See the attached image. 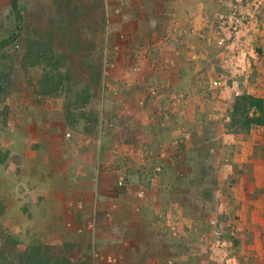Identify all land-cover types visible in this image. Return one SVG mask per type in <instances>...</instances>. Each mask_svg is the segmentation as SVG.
<instances>
[{"label": "rangeland", "instance_id": "374dc122", "mask_svg": "<svg viewBox=\"0 0 264 264\" xmlns=\"http://www.w3.org/2000/svg\"><path fill=\"white\" fill-rule=\"evenodd\" d=\"M199 1L197 21L183 23L173 9L152 14L138 7V24L125 0H17L18 25L12 0H0V176L39 169L51 174V189L76 196L67 209L56 199L54 234L37 232L63 243L25 247L24 264L54 249L56 264H109L94 258L95 252L121 263L114 246L97 242L103 233L109 241L121 236L122 245L131 247L129 231L102 230L118 207L110 196L131 195L132 203L121 209L137 218L148 194L162 187L165 159L199 204H191L193 214L158 206L149 216L156 233L168 240L164 264H264V214L236 212L238 197L231 194L248 170L261 174L255 189L264 191V126L246 131L230 118L238 96L264 102V0H242L240 10L249 21L239 34H230L221 21L231 0ZM184 29H199V43ZM47 35L52 65L43 55ZM99 71L98 85L84 93L90 74ZM46 72L55 75L56 90L43 86ZM138 155L149 164H137ZM120 178L129 191L118 186ZM46 185L31 181L23 189L39 194ZM78 194L93 205L87 208ZM5 200L0 194V256L1 241L25 235L16 229L22 220L43 222L50 215L40 206L18 215L15 198L6 214ZM79 202L82 211L72 207ZM103 208L109 217L99 224ZM88 220L95 222L94 231L87 229ZM75 241L92 248L71 246Z\"/></svg>", "mask_w": 264, "mask_h": 264}, {"label": "crops", "instance_id": "0c3cea01", "mask_svg": "<svg viewBox=\"0 0 264 264\" xmlns=\"http://www.w3.org/2000/svg\"><path fill=\"white\" fill-rule=\"evenodd\" d=\"M125 3H127L128 5L129 13L132 16L133 14L135 15V20L138 24L143 22V19L139 18L141 12L138 9V7H145L146 12L147 13L151 12L152 14L158 12L157 10H159V13L163 11H168L170 9L176 10L179 19H181L183 23L185 21L187 22L190 18L194 19V21H197L199 20L200 17L199 6H201V2L199 0H125ZM145 20L148 23L147 29L149 31L151 29L150 24H152V21L149 19V15L146 14ZM128 28L129 30L132 29L131 23H129ZM184 31H185L184 33L190 35V37L194 36L193 39L195 40V42L199 43L198 37H196V35H199V29H192V30L184 29ZM184 52L181 51L183 55H185L186 53ZM122 133L129 135L130 130L125 129V131H123ZM166 136L168 138H171L173 134H171L170 132L167 133ZM6 154H8V152ZM136 160L138 161L137 164L139 163H142L143 165L149 164V160L147 159L142 160L141 157H139V155L137 156ZM252 160L254 161L255 157L251 158V161ZM168 165H169V161L165 159L164 168L166 174H164L163 176L164 178L162 179V187L160 190L158 191L152 190L148 194L147 202L144 203L142 212L138 215L137 218L131 215L127 210L124 212L121 209L122 207L132 203L131 201L133 200V197L131 195H123V194L120 195L119 193L118 196L116 197L110 196L112 201L116 202L118 206L117 210H114L110 217L107 209L104 208L101 209V212L102 210H106V212L103 211V213L99 214V224L100 222L101 224H103L102 218L104 215H105V219L106 216H108L110 220L113 219V222H109V223H107L105 220V225L104 226L102 225L103 231L112 230L114 232L118 231V233L124 231L130 232L129 234L132 240H130L131 247L129 249H127L128 247L125 248L122 245L123 240L121 239V236H119L118 239L116 238V240L112 239V241H109L104 237L102 233V235H100L101 237H98L97 239V242H99L100 247H105L106 244H111L112 247L114 246L113 249L119 255L122 264H164V260H165L164 257L166 256L164 252L168 240L166 239L165 236L163 235L160 236L158 233H156L152 221L148 220L149 216L153 213L155 207L164 206L165 210H167L172 208V206H174L175 211L173 212V214H179V215H184L189 213L193 214L196 211L195 208L191 206V204L194 201H196L199 204V201L196 199V195L190 191L189 187H187V185L184 182H181L182 179L181 181H178L180 179L176 178V176L174 175L175 173L174 174L172 173V171L174 172V170L171 169ZM35 171L37 172L32 173V175L30 174L27 175L24 172H21L19 175H11L9 173H4L2 176H0V192H1L0 194L2 198L6 199L4 203V210H5L4 213L7 214L9 210L12 209V204H11V202L13 201L12 198H15L16 212L18 215L21 214L28 215L31 212L35 213L36 212L35 207L37 206L42 207L43 210H45V212L50 213L47 220L43 222L27 223L22 220L20 226L18 224V226H16V229L17 231H25L26 232L25 235H23L24 233H22V235L20 236L18 235L17 236L18 238L16 239L12 238V240H10L7 237L4 239V241H1L2 242L1 246L3 247L1 249L0 264H24L23 256L26 252L25 247L37 246V248L38 247L41 248L43 245L47 246L51 244L56 245L57 243L59 244L63 243V241L61 240H56V239L51 240L50 237L40 238V235L37 232L40 230L43 231L48 230L49 234H51V232L53 233L54 230L57 229V225L55 221H51L52 220L51 213H54L56 199L58 198L60 203L64 204L63 208L67 209L69 207L68 204H71L70 201L76 198V196L69 195L67 194V192L64 191L63 193H58V191L51 189L50 187H52L51 183L53 181L52 177H50L51 174L42 173L41 171H39V169ZM255 172L256 171L248 170L246 172V176L244 175L240 179L239 182L240 188L235 192H231V194L238 197V201L234 203L235 207H233V209H236V212L240 214H245L248 211H253V213H257V214H264V191L263 190L257 191L255 189V187L258 186L259 184L258 181L256 183V180L257 178L260 177L261 174L256 176ZM131 179L133 183H137L136 172H133L131 174ZM31 181L33 183L40 181L44 183H48V185H46V187H48V190L39 194L35 189H32L30 191H25L23 189L24 183ZM9 187L16 188V190H11L9 189ZM175 188H178L179 191L174 192L173 189ZM77 196L83 200L87 208H90L91 205H93L92 204L93 200L85 199V197L82 196V194L81 195L78 194ZM28 197L32 199L28 201L27 200ZM205 197L207 198L209 197V195L206 194ZM205 197L200 196L198 198H200V200L204 203ZM198 207H201V205H198ZM177 208L179 209L177 210ZM6 226L9 225L6 224ZM21 226L23 227V229L20 228ZM139 231L143 232V233H139L140 237H138ZM27 235L28 237L26 238ZM83 243L80 245L78 241H75V243L73 242L71 246H73V244L75 245L78 244L77 247L79 248L81 247L92 248V244H87V243L83 244ZM118 246L120 247L119 248L120 251L115 249ZM34 255H36L34 256L35 257L34 261L42 260L45 264H56L57 255L55 254V249L53 250V253L51 254L49 253L46 257H44L43 255H38L36 253ZM26 259L27 256L25 260ZM98 264H104V263H98Z\"/></svg>", "mask_w": 264, "mask_h": 264}, {"label": "trees", "instance_id": "16d2710c", "mask_svg": "<svg viewBox=\"0 0 264 264\" xmlns=\"http://www.w3.org/2000/svg\"><path fill=\"white\" fill-rule=\"evenodd\" d=\"M12 9L16 14V17H18L17 24L19 25L21 22V17L19 15V10H18V5H17V0H12ZM19 32V29L16 30L15 35L17 36ZM47 40L48 44L45 43V52L43 54L46 57L47 60V65H52L53 61V50L51 48V36L47 35ZM45 41V42H46ZM8 41H4L3 45H7ZM52 74V73H51ZM54 74V73H53ZM95 75V76H94ZM90 74V81L85 85L86 87L84 88V93H88V91L91 89L92 85L94 83H98L101 78V72H97V74ZM55 77V75H54ZM50 75V72H46L44 81H43V86L46 89L49 88H57V82H55ZM98 85V84H97ZM48 93H52L53 91H48ZM87 101L89 98H85ZM86 101V102H87ZM230 118H231V123L233 126H238L242 125L243 128H245L246 131H248L252 126H264V102L260 98H256L252 95H242L238 96L233 100L232 107H231V112H230ZM34 264V260L32 261ZM35 264H45L42 260L40 261H35Z\"/></svg>", "mask_w": 264, "mask_h": 264}, {"label": "built area", "instance_id": "2783aa9c", "mask_svg": "<svg viewBox=\"0 0 264 264\" xmlns=\"http://www.w3.org/2000/svg\"><path fill=\"white\" fill-rule=\"evenodd\" d=\"M241 4H242V0H231L230 3L228 4L230 13L225 19L221 18L222 25L226 26V29L229 30L230 34H239L243 28V25L249 21V16L243 14L240 10ZM221 42H223V39H221ZM153 93L154 91L151 90L150 94H153ZM156 171H159V168H157ZM118 186L123 188L125 191H129V185L125 178L119 179ZM137 196L139 198H142L144 196V193L138 192ZM72 207L73 209L77 211H82L84 208V205L83 203L79 202V203H76L75 205H72ZM211 223L214 224L213 221ZM86 227L88 230L94 231L95 222L93 220H88L86 223ZM94 258H98L99 260L105 261L109 264H121L117 257L110 256V255L104 256L102 255V253H98V252L94 253Z\"/></svg>", "mask_w": 264, "mask_h": 264}]
</instances>
